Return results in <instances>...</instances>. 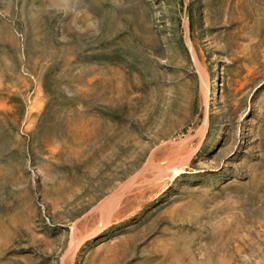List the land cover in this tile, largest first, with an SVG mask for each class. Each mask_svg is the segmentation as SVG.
I'll return each instance as SVG.
<instances>
[{
    "label": "rangeland",
    "instance_id": "obj_1",
    "mask_svg": "<svg viewBox=\"0 0 264 264\" xmlns=\"http://www.w3.org/2000/svg\"><path fill=\"white\" fill-rule=\"evenodd\" d=\"M0 264H264V0H0Z\"/></svg>",
    "mask_w": 264,
    "mask_h": 264
},
{
    "label": "bare ground",
    "instance_id": "obj_2",
    "mask_svg": "<svg viewBox=\"0 0 264 264\" xmlns=\"http://www.w3.org/2000/svg\"><path fill=\"white\" fill-rule=\"evenodd\" d=\"M204 131L205 130H202L200 132L201 135H203ZM193 153H194V151L193 152H190L188 154H185V156H181V158L179 159L178 166H176V167L174 166L173 168H169L168 169L169 171H171V174L173 175V174H176V173L180 172L184 168V166L188 163V161L190 160V158H191V156H192ZM163 172H164V170L162 168H159L158 169V176L160 178L163 177ZM131 183L132 182L130 181L125 186H128ZM122 190L123 189L118 190V191L114 192L113 194L109 195L108 198L99 206V209L101 211H105L106 214H107L105 224H103L99 229H101L102 227H104L105 225H107V223L109 221V218L112 216V214L115 213L114 211H116V209H117V201L119 199L117 196L120 195V193H121Z\"/></svg>",
    "mask_w": 264,
    "mask_h": 264
}]
</instances>
